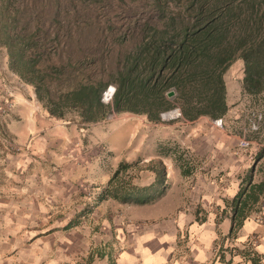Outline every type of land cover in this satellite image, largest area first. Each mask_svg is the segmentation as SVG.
I'll list each match as a JSON object with an SVG mask.
<instances>
[{"label":"trees","instance_id":"trees-1","mask_svg":"<svg viewBox=\"0 0 264 264\" xmlns=\"http://www.w3.org/2000/svg\"><path fill=\"white\" fill-rule=\"evenodd\" d=\"M119 8L143 15L128 34H119L109 16ZM129 34L135 43L122 57L118 47ZM0 47L10 69L57 118L73 112L82 123H96L112 112H131L159 122L176 107L189 121L223 118L229 109L225 74L238 59L244 91L264 101V0H0ZM112 83L116 91L106 103ZM263 156L264 149L257 159ZM158 164L155 183L140 187L120 178L131 165L121 162L105 194L153 201L161 189L152 188L166 181L165 165ZM252 178L248 173L249 187L232 200L231 233L264 193V180Z\"/></svg>","mask_w":264,"mask_h":264},{"label":"rangeland","instance_id":"rangeland-1","mask_svg":"<svg viewBox=\"0 0 264 264\" xmlns=\"http://www.w3.org/2000/svg\"><path fill=\"white\" fill-rule=\"evenodd\" d=\"M109 14L117 22L119 34L130 33L129 24L143 18L142 14L122 8ZM129 38L118 47L122 57L134 46V37ZM242 61L236 60L225 74L229 109L223 125L217 126L216 119L201 116L203 124L192 135L202 147L197 153L185 141L189 135L183 122L189 120L183 116L162 117L153 122L145 114L112 112L96 123H82L73 112L67 118L52 116L38 100L34 87L10 69L7 51L0 47V187L3 198L12 204V210L3 214L0 229L2 233L15 232L17 226L6 224V215L16 221L18 206H22V231L18 235L24 238L23 264L112 262L124 246L121 236L130 232L126 227L122 230L128 220L127 204H139L105 194L121 162L131 165L120 178L140 187L155 183L158 163L163 162L165 187L154 186L152 193L159 188L161 191L146 203L165 202L161 206L175 201L177 195L171 190L181 182L175 175L178 169L188 183L193 173H207L214 165L238 168L237 174L245 180L248 173L264 170V159H257L264 149V117L259 131L250 130L255 117L264 114L263 96L244 91ZM18 105L33 111L27 121L33 118L38 123V128L24 139L7 125L10 118H16ZM65 126L69 130L63 135ZM244 135L252 142L249 148L239 144ZM35 141L40 142L38 152L32 150ZM183 169H190L191 173L185 175ZM3 249L11 250L4 244Z\"/></svg>","mask_w":264,"mask_h":264},{"label":"crops","instance_id":"crops-1","mask_svg":"<svg viewBox=\"0 0 264 264\" xmlns=\"http://www.w3.org/2000/svg\"><path fill=\"white\" fill-rule=\"evenodd\" d=\"M242 64L244 65L243 61ZM14 114L16 118L13 121L10 118L11 122L7 121V125L16 130V134L25 136L23 139L38 128V123L33 118L27 121L29 114L33 116L32 110H24L18 105ZM202 118L183 122L186 124L183 126L186 128L185 133L189 135L185 141L197 153H201L202 147L197 139H192V135L203 124ZM45 122L47 125L53 124L52 121ZM63 128L61 132L66 135L69 126ZM49 137L48 135L47 140ZM39 143L35 141L32 144L33 151L40 150ZM208 156L213 157L211 153ZM236 170L214 165L207 173H193L192 181L188 183L178 169L175 175L180 177L181 182L177 180L179 184L174 185L171 190L177 195L175 201L170 200L164 206L161 203L165 202L155 205L127 204L128 220L122 230L126 227L130 232L121 236L124 246L112 262L105 260L95 264H264V193L252 205L250 215L242 226L231 233L232 200L243 186L249 187L247 180L237 174ZM243 172L241 170L240 173ZM259 172L258 174L257 169L253 172L252 183L264 180V170ZM19 189L22 191L23 188ZM11 206L3 198L0 187V224L3 223V214L8 209L12 210ZM18 207L20 213L19 217H14L16 221L11 215H6V221H9L6 224L13 223L17 226L15 232L2 233L3 230L0 229V264H23L24 238L23 235H18L22 231L20 215L23 207ZM3 240L7 243H3ZM3 244L11 250L3 249Z\"/></svg>","mask_w":264,"mask_h":264},{"label":"built area","instance_id":"built-area-1","mask_svg":"<svg viewBox=\"0 0 264 264\" xmlns=\"http://www.w3.org/2000/svg\"><path fill=\"white\" fill-rule=\"evenodd\" d=\"M116 91V87L114 85H109L108 88L105 90L104 94H103V100L105 102H109L112 100L113 95ZM8 101V100H7ZM173 112V118H179L182 116L181 110L179 108H174L172 111H170L169 113ZM166 113V112H165ZM167 114V113H166ZM164 115V113L162 114ZM163 117V116H162ZM263 113H259L255 119L251 122L250 124V130L253 131H259L261 129V124L263 122ZM164 118V117H163ZM215 123L217 126H222L223 125V118H218L215 120ZM240 146L243 148H249L252 145V142L250 140L247 139L246 135H244L241 139H240Z\"/></svg>","mask_w":264,"mask_h":264},{"label":"water","instance_id":"water-1","mask_svg":"<svg viewBox=\"0 0 264 264\" xmlns=\"http://www.w3.org/2000/svg\"><path fill=\"white\" fill-rule=\"evenodd\" d=\"M175 95V91L174 90H171V91H169L168 92V96L169 97H172V96H174ZM166 113H169V112H166ZM166 113H164V114H166ZM163 117H164V115H162ZM165 118V117H164Z\"/></svg>","mask_w":264,"mask_h":264},{"label":"bare ground","instance_id":"bare-ground-1","mask_svg":"<svg viewBox=\"0 0 264 264\" xmlns=\"http://www.w3.org/2000/svg\"><path fill=\"white\" fill-rule=\"evenodd\" d=\"M170 116H173V112H171V113H167V114H164V117H165V118H168V117H170Z\"/></svg>","mask_w":264,"mask_h":264}]
</instances>
